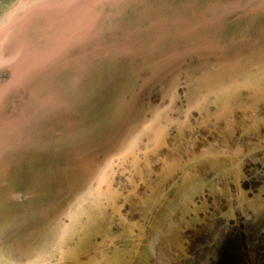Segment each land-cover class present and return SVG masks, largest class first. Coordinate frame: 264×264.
<instances>
[{
  "label": "rangeland",
  "instance_id": "1",
  "mask_svg": "<svg viewBox=\"0 0 264 264\" xmlns=\"http://www.w3.org/2000/svg\"><path fill=\"white\" fill-rule=\"evenodd\" d=\"M107 2L59 54L77 58L27 100L13 93L8 115L24 117L0 136V264H264V155H219L253 148L252 121L228 107L215 122L209 76L148 54L138 21L155 0ZM100 40L109 59L80 58Z\"/></svg>",
  "mask_w": 264,
  "mask_h": 264
},
{
  "label": "flooded vegetation",
  "instance_id": "2",
  "mask_svg": "<svg viewBox=\"0 0 264 264\" xmlns=\"http://www.w3.org/2000/svg\"><path fill=\"white\" fill-rule=\"evenodd\" d=\"M258 1L179 0L177 5L171 0H155L154 3L150 2L153 5L149 8L144 7L138 21L145 22V28L148 26L153 31L146 45L153 42L158 49L156 52L149 51V55H173L176 60L179 55H186L188 71L209 76L201 90L207 93L212 107L219 108L213 113L215 122H226L218 116L223 108L228 107L237 108L236 114L252 121V126L241 127L254 134L256 141H252L253 148L246 153L241 150L234 154L219 153L225 158V165L230 166L242 157L264 155V138H260L264 135L257 131L258 125L264 123V114L259 115V109H264V21L260 19L264 18V14L245 16L241 9L254 6ZM107 10L110 14V9ZM110 17L113 18V15ZM74 26L72 33H78L82 38V27L78 23ZM229 57L234 59V63L231 68L228 64V69L223 71L218 60ZM203 61L209 62L207 67L202 66ZM234 66L236 68H232ZM176 69L180 70L181 67L177 66ZM228 70L231 71L226 72ZM225 83L233 85L226 89ZM227 90L239 99L228 98ZM245 130L242 133L247 134ZM262 140L263 144L259 145Z\"/></svg>",
  "mask_w": 264,
  "mask_h": 264
},
{
  "label": "water",
  "instance_id": "3",
  "mask_svg": "<svg viewBox=\"0 0 264 264\" xmlns=\"http://www.w3.org/2000/svg\"><path fill=\"white\" fill-rule=\"evenodd\" d=\"M107 1L63 0L57 5H38L33 0H0V136L11 134L16 121L24 117L22 112L17 118L8 115L10 107L16 103L13 93L18 92L19 99L27 100L34 89L44 83L45 75L77 58L79 55L59 54L68 49L74 51L71 39L75 24L84 30L82 38L88 39L98 23L84 16L95 8L107 13ZM241 9L245 16L264 14V0ZM103 49L106 48L100 40L88 51L96 55H80V58L87 56L89 62L93 59L105 61L110 55Z\"/></svg>",
  "mask_w": 264,
  "mask_h": 264
},
{
  "label": "snow or ice",
  "instance_id": "4",
  "mask_svg": "<svg viewBox=\"0 0 264 264\" xmlns=\"http://www.w3.org/2000/svg\"><path fill=\"white\" fill-rule=\"evenodd\" d=\"M35 4H51V5H57L60 3H63V0H33Z\"/></svg>",
  "mask_w": 264,
  "mask_h": 264
},
{
  "label": "trees",
  "instance_id": "5",
  "mask_svg": "<svg viewBox=\"0 0 264 264\" xmlns=\"http://www.w3.org/2000/svg\"><path fill=\"white\" fill-rule=\"evenodd\" d=\"M73 12H75V10H74ZM49 14H51V11L49 12ZM76 15H77V11H76ZM76 15H75V16H76ZM227 96H229V97H231V98L233 97V95H231V94H229V95H227Z\"/></svg>",
  "mask_w": 264,
  "mask_h": 264
},
{
  "label": "bare ground",
  "instance_id": "6",
  "mask_svg": "<svg viewBox=\"0 0 264 264\" xmlns=\"http://www.w3.org/2000/svg\"><path fill=\"white\" fill-rule=\"evenodd\" d=\"M223 93H224V92H223ZM223 93H222V94H223ZM229 94H230V93H227L226 95H229ZM228 98H231V97L228 96Z\"/></svg>",
  "mask_w": 264,
  "mask_h": 264
}]
</instances>
